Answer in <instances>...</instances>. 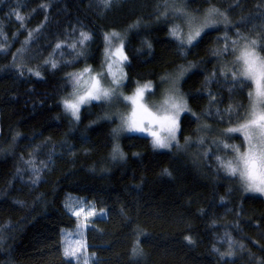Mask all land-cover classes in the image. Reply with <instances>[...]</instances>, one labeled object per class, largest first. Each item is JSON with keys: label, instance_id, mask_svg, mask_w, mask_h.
Listing matches in <instances>:
<instances>
[{"label": "trees", "instance_id": "trees-1", "mask_svg": "<svg viewBox=\"0 0 264 264\" xmlns=\"http://www.w3.org/2000/svg\"><path fill=\"white\" fill-rule=\"evenodd\" d=\"M216 3L221 10L229 11L234 24L242 18L249 21V29L252 24L264 23L260 19L264 14L261 0H239L240 7L234 10L230 5H235L237 0H216ZM199 6L197 0L193 7ZM13 8L25 18L24 29L18 28L15 15L9 21L7 14ZM152 11L153 0H120L110 11L100 7L98 0H4L0 4V28L4 30L0 46L5 45L6 36L7 43L13 45L9 51L16 53L21 44L12 39L13 34L24 31L18 36L19 41H24L26 30H33L34 36L40 39L35 47L29 45V50L17 54L15 61L12 55L0 54V130L5 136L9 130L20 134L23 142L16 149V156L23 155L27 159L28 153L23 150L33 140L37 144L47 142L54 146L56 153L55 163L37 185H32L27 175L23 179L15 178V170L20 166L16 156H0V228L9 229L4 233L6 248L0 251V264H65L61 230L71 231L76 226V220L64 207L69 196L85 199L97 210L107 213L105 219L94 220L85 232L90 254L91 249H97L96 257L101 264H133L131 251L135 238L132 232L137 225L146 234L140 237V247L145 254L140 264H219L212 247L225 227L233 231L234 238L248 244L257 259L261 257L263 199L245 194L238 183L218 179L199 161L195 148L184 152L154 151L150 143L143 142L149 138L128 139L125 135L120 143L126 159L111 161L107 146L109 129L103 123L88 128L89 120L84 119L83 124L70 128L68 119L61 116L57 97L61 94L60 81L64 74L49 72L43 79L27 75L29 67L35 69L43 64L42 57L35 55L36 50L48 48L49 42L56 38L54 34L70 31V25L77 28L82 25L85 30L96 33L92 59L99 62L105 30L123 32L136 18ZM149 31L152 56L145 55L146 48L140 53L132 51L140 47L135 38L129 49L134 79L153 78L176 59L164 29L152 27ZM215 38L213 34L207 39ZM47 55L43 52V57ZM204 57L202 47L188 59ZM177 62L184 63L183 60ZM13 63L17 67L23 63V77L16 68L9 67ZM212 69L213 65L207 63L186 77L187 84L182 87L189 94V103L194 109L207 107L206 99H198L207 92L197 90ZM217 90L227 97L225 85L214 86L213 91ZM234 143L238 144L239 140ZM7 147L0 141V148ZM69 148L74 149L75 155L66 154ZM165 169L171 175L164 174ZM14 200L23 201L25 207L21 209ZM121 209L134 218L132 227L121 219ZM202 210L206 215H201ZM213 219L219 232L212 228ZM233 224H238L242 232L236 233L231 228ZM186 235L192 237V244L185 240ZM216 247L222 251L227 249L226 244L217 243ZM244 255L242 264H246L247 253Z\"/></svg>", "mask_w": 264, "mask_h": 264}, {"label": "snow or ice", "instance_id": "snow-or-ice-1", "mask_svg": "<svg viewBox=\"0 0 264 264\" xmlns=\"http://www.w3.org/2000/svg\"><path fill=\"white\" fill-rule=\"evenodd\" d=\"M119 2L98 0L105 11L112 10ZM2 3L4 0H0ZM196 3L197 0H153V11L136 18L123 32L115 29L103 32V53L99 62L92 59L96 33L85 30L82 25L79 28L70 25V31L54 34L56 38L49 42L48 48L36 50L35 55L42 57L43 64L35 69L29 67L27 75L43 79L49 72L64 74L60 81L61 94L57 97L61 116L68 119L70 128L83 124L84 119L89 120L88 128L103 123L109 129L107 146L110 147L108 159L111 161L126 159L120 143L126 134L128 139L146 136L150 140L143 142L150 143L154 151L171 152L175 149L184 152L195 148L199 161L218 179L238 183L244 192L264 195V23L252 24L249 29L246 18L233 24L229 11L221 10L216 0H199L200 6L193 7ZM261 6H264V0H261ZM238 7L239 0L230 5L233 10ZM7 15L9 21L15 15L18 28L24 29L25 18L14 8ZM260 19L264 21V14ZM242 26L244 30H241ZM152 27L164 29L176 59L153 78L134 79L129 49L135 38L139 40L140 47L132 51L140 53L146 48L145 55L152 56L153 43L149 31ZM41 28L44 26L41 25ZM26 31L24 41L18 40L24 31L13 34L12 39L21 44L16 53L9 51L13 45L7 43L5 36L6 43L0 46V54L12 55L15 61L17 54L29 50V45L35 47L40 43L33 30ZM213 34L216 36L214 40L207 39ZM0 35H4L3 28H0ZM202 47L204 58L188 59ZM43 52L48 53L47 57H43ZM179 60L184 63L177 62ZM207 63H211L213 69L205 75L201 89L197 91L207 92L206 96L200 95L198 99H206L208 104L206 108L194 109L189 103V94L183 91L182 86L187 84L189 73L200 70ZM9 67L16 68L21 77L25 75L23 63L19 67L15 63ZM216 85L227 87V97L220 90L213 91ZM236 140L239 144L234 143ZM0 141L8 145L6 149L0 148V156H16V149L23 142L20 134L11 130L7 136L0 130ZM49 148L52 151H47ZM23 151L28 153V158L16 156L20 166L15 170V178L23 179L27 175L32 185L40 184L46 171L55 163L54 146L47 142L37 144L33 140ZM66 154L75 155V151L69 148ZM164 174L171 175L167 169ZM221 200L223 202V198ZM13 203L21 209L25 207L23 201L14 200ZM75 203L64 205L77 218L73 232L61 230L62 237H74L62 240L65 264H101L96 257L97 249H91L90 254L91 246L85 238L89 217L96 215L95 205L85 212L83 203L79 209L74 206ZM82 214L84 223H80ZM105 214L102 210L101 215ZM119 215L126 226L135 224L134 218L128 216L125 209H121ZM201 215L206 213L202 210ZM212 228L220 231L216 228L215 219L212 220ZM231 228L236 233L242 232L238 224H233ZM8 230L0 228V251L6 248L4 233ZM132 235L135 238L131 251L133 264H140L145 255L140 247V237L146 234L137 225ZM185 240L188 244L194 242L190 235H186ZM217 243L226 244L227 249L222 251L216 247ZM260 251L262 255L257 259L249 251L248 244L234 238L233 231L228 227L223 229L222 236L216 237L212 247L219 264H242L245 253L246 264H264V245L260 246Z\"/></svg>", "mask_w": 264, "mask_h": 264}, {"label": "rangeland", "instance_id": "rangeland-1", "mask_svg": "<svg viewBox=\"0 0 264 264\" xmlns=\"http://www.w3.org/2000/svg\"><path fill=\"white\" fill-rule=\"evenodd\" d=\"M234 24V23H233ZM127 135V134H126ZM135 135V134H134ZM146 137V136H144ZM148 138V137H147ZM150 139V138H149ZM239 144V143H238ZM158 151H165V150H158ZM245 194L247 195H252V196H256V197H259L261 199L264 200V195H260L259 193H252V192H245ZM86 200L85 199H80V198H76V197H72V196H69L67 197L65 203H69V204H72L73 202H77L74 204V206L79 209L80 207V204L83 203V207L85 209V212L89 211L90 210V206L93 205L92 203L86 201L87 203H84ZM96 210V215L94 217H89V226L90 224L92 223V221L94 220H99V219H105L106 218V214L105 215H101V210ZM69 212V211H68ZM69 214L71 215V212H69ZM72 216V215H71ZM75 220L77 219L75 216H72ZM80 223H84V219H83V214L81 216V219H80ZM76 228V226H75ZM75 228L71 231H65L66 233H70V232H73L75 230ZM71 238H74V237H69V236H65L63 237V239H71Z\"/></svg>", "mask_w": 264, "mask_h": 264}]
</instances>
